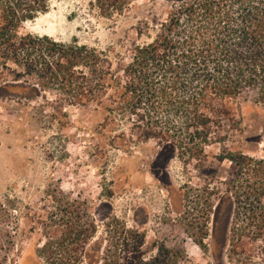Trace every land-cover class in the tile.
I'll return each instance as SVG.
<instances>
[{
  "label": "rangeland",
  "instance_id": "rangeland-1",
  "mask_svg": "<svg viewBox=\"0 0 264 264\" xmlns=\"http://www.w3.org/2000/svg\"><path fill=\"white\" fill-rule=\"evenodd\" d=\"M180 3L133 0L122 15L107 17L94 0H49L47 12L20 32L111 48L125 66L130 48L151 43ZM8 73L0 62L1 264H37L50 231L59 262L67 263L75 256L71 231L77 216L83 224L96 223L90 245L100 243L93 248L102 258L97 264H113L112 255L118 264H264V231L255 236L264 221V195L259 204L252 194L240 195L253 193L246 186L250 172L227 156L240 150L264 158L259 104L234 105L243 127L237 142L205 145L193 155L197 150L187 141L168 146L162 138L184 131H147L119 112L73 106L54 92L19 98L22 93L8 91V84H16ZM222 154L227 158L220 160ZM220 202L232 205L233 214L228 223L218 217L214 230ZM113 217L135 232L125 234L128 243L109 233Z\"/></svg>",
  "mask_w": 264,
  "mask_h": 264
},
{
  "label": "trees",
  "instance_id": "trees-1",
  "mask_svg": "<svg viewBox=\"0 0 264 264\" xmlns=\"http://www.w3.org/2000/svg\"><path fill=\"white\" fill-rule=\"evenodd\" d=\"M94 1L107 17L122 15L133 3ZM48 8L49 0H0V62L8 65V76L16 83L8 84V91L22 93L19 98L32 100L54 92L73 106L119 112L147 131H184L187 134L179 138H162L168 146L187 141L197 150L193 155H201L205 145L223 144L230 138L238 141L243 127L234 107L237 101L251 100L264 110V0H181L151 43L130 48L125 66L123 57L111 48L65 44L20 32L24 23ZM227 156L250 172L246 186L253 193L240 195L252 194L254 203H261L264 158L247 157L240 150ZM75 219L71 231L75 256L62 264H97L102 258L93 248L100 243L90 245L96 223ZM260 224L256 237L264 229L263 220ZM106 227L115 240L126 243L125 234H135L122 228L116 217ZM49 233L37 264H61L49 243L54 232ZM112 257L118 264V258Z\"/></svg>",
  "mask_w": 264,
  "mask_h": 264
},
{
  "label": "flooded vegetation",
  "instance_id": "flooded-vegetation-1",
  "mask_svg": "<svg viewBox=\"0 0 264 264\" xmlns=\"http://www.w3.org/2000/svg\"><path fill=\"white\" fill-rule=\"evenodd\" d=\"M230 206L232 207V205H228V204H226L224 202H220L214 207V210H215V212L213 214V217H214V220H215L214 221V230L216 229V224H217L218 217L221 216L223 218V220L225 221V223H228L229 218L233 214L232 213V208ZM198 214L204 216L203 212L202 213L198 212ZM263 231H264V229H263ZM202 233H203V231H202Z\"/></svg>",
  "mask_w": 264,
  "mask_h": 264
}]
</instances>
